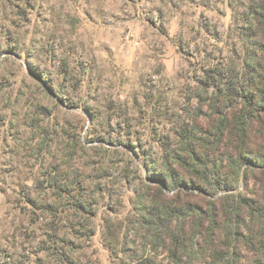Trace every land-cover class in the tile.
Returning <instances> with one entry per match:
<instances>
[{"label":"rangeland","instance_id":"374dc122","mask_svg":"<svg viewBox=\"0 0 264 264\" xmlns=\"http://www.w3.org/2000/svg\"><path fill=\"white\" fill-rule=\"evenodd\" d=\"M237 8L236 0H0V264H70L53 245L71 264H134L128 254L141 232L129 233V251L121 242L146 183H158L147 156L161 171L181 127L197 112L206 123L207 69L241 68ZM75 170L86 211L49 182L64 185Z\"/></svg>","mask_w":264,"mask_h":264},{"label":"trees","instance_id":"16d2710c","mask_svg":"<svg viewBox=\"0 0 264 264\" xmlns=\"http://www.w3.org/2000/svg\"><path fill=\"white\" fill-rule=\"evenodd\" d=\"M236 2L241 68L207 69L204 84L214 91L201 102L211 112L206 123L197 112L194 123L181 127L179 146L165 148L161 171L147 156L158 183H146L121 242L127 252L131 230L141 232V245L128 254L134 264H264V0ZM37 109L43 113L47 107ZM70 175L64 185L55 176L49 182L86 211L90 202L81 173ZM52 249L62 261L75 262Z\"/></svg>","mask_w":264,"mask_h":264}]
</instances>
